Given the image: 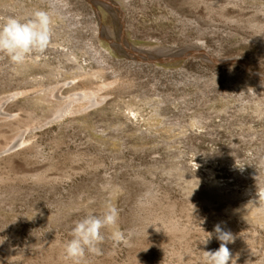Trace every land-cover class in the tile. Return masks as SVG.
<instances>
[{"label":"rangeland","instance_id":"rangeland-1","mask_svg":"<svg viewBox=\"0 0 264 264\" xmlns=\"http://www.w3.org/2000/svg\"><path fill=\"white\" fill-rule=\"evenodd\" d=\"M71 1L73 13L82 14L85 25L77 30L86 41L101 45L109 37L106 27L119 31L117 19L105 8ZM122 1L132 26L126 37L130 43L199 47L205 54L154 68L131 61L118 49L111 62L128 66L123 78L138 89H157L150 93L168 98L164 119L175 120L174 129L191 125L193 112L203 114L206 125L191 127L186 135L179 130L178 138L169 141L150 129L135 131L136 123L109 111L92 116L94 129L56 122L31 131L34 147L0 157V264H71L64 245L76 222L103 215L108 179L131 191L122 205L125 223L117 226L131 233L130 243L114 244L115 229H104L100 254H86L85 264H177L174 252L184 244L174 240L172 231L143 223L152 209L165 218L163 224L175 220L178 230L173 232L188 235L197 254L205 250L207 233L213 234L210 242L217 240L214 226L220 224L244 255L264 260V221L259 220L264 216L250 221L237 211L253 201L264 204V0ZM6 19L1 16L0 24ZM16 67L0 55V98L24 83L13 76ZM219 100L226 102L223 111ZM111 137L120 144H108ZM179 139H184L181 145L166 143ZM212 166L228 185H236L240 192L235 198L226 193L210 203L202 190L188 186ZM250 246L255 250L248 254Z\"/></svg>","mask_w":264,"mask_h":264},{"label":"bare ground","instance_id":"bare-ground-1","mask_svg":"<svg viewBox=\"0 0 264 264\" xmlns=\"http://www.w3.org/2000/svg\"><path fill=\"white\" fill-rule=\"evenodd\" d=\"M83 1L105 8L106 13L117 19L116 25H119L117 33L106 27L109 35L106 40H102L100 34L96 36L100 41L102 40L101 45L94 41L90 43L79 34L77 27L85 25V22L79 18L82 16L81 13H73L71 0H0V17H16L25 21L27 20L25 17H30L37 11H45L52 19L51 46L42 54H34L23 66L16 67L13 76H17L16 79L23 80L24 83L0 98V157L20 147L24 150L31 149L36 144V137L31 131L56 122L61 126L80 122L94 129L96 123L92 116L95 113L107 114L113 111L116 115L136 123L138 128L135 131L142 128L150 129L161 136H167L169 141L178 138L179 130H181L180 134L186 135L191 131V127L202 129L206 125V117L201 113L193 112L190 113L191 125L174 129L173 125L177 124L175 120L172 121L170 117L164 119L168 116L164 107L168 98L159 93H150L157 89L148 91L138 89L135 82L123 78L122 70L128 66L111 62L112 55L119 53L118 49L121 53H126L131 61L154 68L172 63L180 65L185 60L201 57L205 53L199 47L181 49L163 45L136 46L126 38L132 26L127 25L124 1ZM10 12H14V15H6ZM71 13L76 17H71ZM97 16L101 24L102 14L99 11ZM98 29L99 25H96L95 30ZM260 76L264 84V75ZM218 103L221 105L220 110L223 111L226 102L219 100ZM94 133L102 132L96 130ZM106 136L108 135H103ZM19 138L21 139L17 143L16 140ZM112 139L113 137L108 144L117 146L120 144L117 143L118 139ZM169 141L166 142L168 146L181 145L184 139ZM205 168L207 171L202 179L189 182L188 186L194 188L196 192L202 190L206 194V201L214 203L224 198L223 194L226 193L235 198L236 193L240 192L235 188L236 185H228V180L219 176L215 167ZM105 188L107 206H115L119 211L117 222L119 226L125 223L122 205L131 191L126 185L114 179H108ZM261 206H264L262 202L253 201L249 206L237 211L246 215V218L251 219L250 221H256L257 215L264 216V208L261 209ZM258 210L263 213H256ZM142 220L149 229L170 230L175 236L174 240L181 244L183 242V248L174 252L178 258L177 264H194L198 259L204 260V251H215L219 248L218 240L211 241L205 246L204 251L197 254L190 245L188 235L178 236L177 232H173L178 230L175 220L173 223L163 224L166 222L165 218L155 213L153 209L144 215ZM259 220L264 221L263 218ZM139 233L141 230L133 232L134 235ZM228 248L236 259V264H264V260L254 262L250 255H244L242 248L238 247L235 241L229 244ZM253 250H255L253 246L245 248L248 254Z\"/></svg>","mask_w":264,"mask_h":264},{"label":"clouds","instance_id":"clouds-1","mask_svg":"<svg viewBox=\"0 0 264 264\" xmlns=\"http://www.w3.org/2000/svg\"><path fill=\"white\" fill-rule=\"evenodd\" d=\"M52 40V19L45 11H37L25 21L8 17L0 24V55L6 56L13 64L23 66L34 54H42ZM119 211L109 205L103 215H86L76 222L71 232V239L64 245V255L71 264H85L86 254H100V245L105 241L104 229H115L111 239L116 245L129 244L130 235L117 228ZM215 238L220 242L215 251H204L203 264H236L228 245L235 237L225 231L220 224L214 226ZM203 241L207 245L212 233H207Z\"/></svg>","mask_w":264,"mask_h":264}]
</instances>
